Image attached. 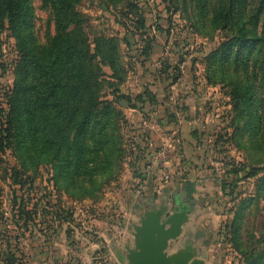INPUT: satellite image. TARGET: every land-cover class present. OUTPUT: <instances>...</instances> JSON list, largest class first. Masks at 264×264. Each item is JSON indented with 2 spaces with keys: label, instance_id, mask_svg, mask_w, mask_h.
<instances>
[{
  "label": "rangeland",
  "instance_id": "374dc122",
  "mask_svg": "<svg viewBox=\"0 0 264 264\" xmlns=\"http://www.w3.org/2000/svg\"><path fill=\"white\" fill-rule=\"evenodd\" d=\"M108 1L78 0L74 9L85 16L82 30L90 51L95 35L118 38L119 76H111L106 63L99 64L100 77L108 80L102 81L100 98L118 112V149L112 139L106 142L113 164L102 177L92 168L93 177H89L81 170L75 172V161L83 156L61 148L57 158H50L45 142L39 160L28 149L31 158L27 154L23 169L31 181L21 187L8 185L3 166L19 164L10 142L0 152V229L10 235L0 238V256L4 251L13 252L16 264H120L111 252L110 239L120 241L127 235L125 227L135 218L134 209L151 192L157 197L165 189H182L186 182L194 189L187 198L193 209L183 232L196 235L195 243L210 264H242L244 256L234 241L238 208H242L243 217L236 234L240 243L259 254L264 248V182L257 179L260 170L256 175H245L250 160H263L264 151L253 145L242 146L233 133L231 85L226 81L231 74L229 61L207 67V54L228 30L201 22L192 5L190 14L180 2L175 6L165 0H131L126 6L124 0L115 5ZM32 3V31L37 42L45 45L53 33V26L48 24L51 14L40 0ZM128 9L141 13L144 27L136 28L131 19L134 14L124 16ZM18 59L16 37L8 29H0L3 112ZM212 67L218 77L209 80ZM261 90L264 93V85ZM149 93L153 101L148 99ZM135 94L141 96L137 104L142 101L145 105L129 104ZM181 119L186 120L184 135L189 140L184 145L190 144V162L197 167H185L181 176L171 179L174 176L166 165L157 162L151 166L152 155L160 146L168 147L166 141L179 144ZM86 142L90 151L94 142ZM59 162L61 171H56L54 164ZM21 204L28 216L18 212ZM181 238L182 234L174 243ZM260 261L264 264V254Z\"/></svg>",
  "mask_w": 264,
  "mask_h": 264
},
{
  "label": "trees",
  "instance_id": "16d2710c",
  "mask_svg": "<svg viewBox=\"0 0 264 264\" xmlns=\"http://www.w3.org/2000/svg\"><path fill=\"white\" fill-rule=\"evenodd\" d=\"M77 1L40 0L41 6L51 14L48 24L53 26V33L46 44L41 45L32 31V0H0V29H8L16 37L19 52L16 76L6 95L8 106L5 112V108L0 106V152L5 151L11 142L19 163L3 166L8 185L18 184L21 187L31 181L32 178L24 175L23 169L26 168L28 149L31 148L32 154L39 160L45 142L48 143L45 148L50 149V158H57L61 148L71 149L78 157L83 156L82 160L75 161V172L81 170L89 177H93L92 168L102 177L113 164L106 151V142L112 139L115 150L118 149V112L109 101L100 98L105 78L100 77L99 64L106 63L112 71L111 76H119L118 38L115 35H95L90 51L87 36L82 30L85 16L74 9ZM124 1L126 6L132 4L131 0ZM165 1L171 5L180 2L190 14L193 11H189V6L192 5L190 8L197 10V15H193L201 22H208L222 31L228 30V34L207 54V67L229 61L231 74L226 81L231 85L233 133L242 146L253 145L263 153L264 93L261 88L264 85V0ZM253 1L255 4L251 5ZM119 2L123 1L109 0L108 4ZM127 12L124 16L134 14L131 19L136 28L145 26L141 13L135 14L131 9ZM193 15L192 20L196 21ZM31 66L32 72L29 71ZM215 70V67L209 69V80L218 77ZM149 95L148 99L153 101V95ZM134 97L136 99L129 103L133 107L145 105L142 101L137 104L140 95L135 94ZM87 139L94 142L90 151H87ZM28 156L31 158L30 154ZM61 163L54 164L56 171H61ZM259 170L261 174L257 179L263 183L264 159L250 160L245 175H256ZM17 208L20 214L28 216L22 204ZM0 217H3L1 201ZM242 221L240 207L234 214V241L244 256L242 264H261L260 256L264 254V248L260 250V255L241 244L236 235ZM5 231L0 229V238L3 234L10 236ZM16 260L13 252L1 253V264H16Z\"/></svg>",
  "mask_w": 264,
  "mask_h": 264
},
{
  "label": "water",
  "instance_id": "95a60500",
  "mask_svg": "<svg viewBox=\"0 0 264 264\" xmlns=\"http://www.w3.org/2000/svg\"><path fill=\"white\" fill-rule=\"evenodd\" d=\"M186 197L185 191L175 189H165L157 197L151 192L134 209L135 218L125 227L127 235L120 241L110 239L115 259L120 264H210L195 243L196 235L183 232L193 209Z\"/></svg>",
  "mask_w": 264,
  "mask_h": 264
},
{
  "label": "crops",
  "instance_id": "0c3cea01",
  "mask_svg": "<svg viewBox=\"0 0 264 264\" xmlns=\"http://www.w3.org/2000/svg\"><path fill=\"white\" fill-rule=\"evenodd\" d=\"M185 119H181L179 121V133H180V142L179 144H177V142H169V141H166V145L168 146L167 150H168V154H167V158L165 159V165L167 166V168H170V170L172 171V174L174 177H171V179H175L176 177L178 176H181V174L183 173L185 167H189L191 166L192 168H196L197 166L195 162H190L193 158L192 156H190V153H191V149L189 148V145L188 147H186L184 145V141L187 142L185 144H188L189 140H188V136H185L184 134L187 133V130L185 127ZM144 122H146V120H144ZM181 145V146H180ZM180 148V149H179ZM184 157H183V156ZM187 157V158H185ZM157 165V162L155 160H153V163L151 162V166L155 167ZM188 169V168H187ZM189 184V183H188ZM186 184L185 182V185L183 186L182 185V189L180 190H177L176 187H174L172 190H177V191H185L187 193V197L185 198L187 201H189L191 203V201L187 198H189V189H190V192H193L194 189L193 187H191L192 185H188ZM171 186H173L171 184Z\"/></svg>",
  "mask_w": 264,
  "mask_h": 264
},
{
  "label": "built area",
  "instance_id": "2783aa9c",
  "mask_svg": "<svg viewBox=\"0 0 264 264\" xmlns=\"http://www.w3.org/2000/svg\"><path fill=\"white\" fill-rule=\"evenodd\" d=\"M168 147L160 146L157 150L153 152L152 159L158 162L160 165H165V159L167 158L168 154Z\"/></svg>",
  "mask_w": 264,
  "mask_h": 264
}]
</instances>
